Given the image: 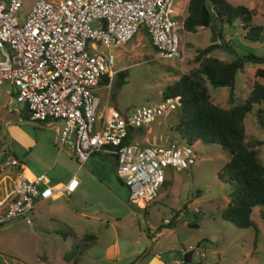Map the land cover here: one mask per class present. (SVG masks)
<instances>
[{
	"label": "rangeland",
	"instance_id": "obj_1",
	"mask_svg": "<svg viewBox=\"0 0 264 264\" xmlns=\"http://www.w3.org/2000/svg\"><path fill=\"white\" fill-rule=\"evenodd\" d=\"M182 1L178 0L179 4L173 6L178 26L186 15ZM30 4L31 0H23L17 13L21 20ZM229 4L248 6L244 1L235 0H229ZM258 8L260 14L251 11L254 17L250 24L264 29V5ZM240 25V21L235 20L230 26L220 27L211 13L210 24L205 29L187 32L181 27L178 31L181 52L175 60L154 58L144 29L139 28L124 45L111 49L114 69H127V76L125 83L118 86L114 76L109 89L102 87L95 93L100 105L127 114L135 107L156 103L167 86L197 68L192 61L195 48L221 40H226L237 56L264 58V40L260 43L245 41ZM213 56L226 61L232 58L221 52ZM256 68L264 70V63L246 64L235 74L234 104L246 98L254 80L264 86V77L254 76ZM205 86L212 103L222 108L228 106L226 87H213L207 82ZM14 91L7 83L0 85L1 122L17 114L21 119L24 117L23 105L14 101ZM257 108L262 111L264 122V105H256L243 118V128L247 137L262 140L264 128L257 123ZM156 121L144 131L154 140L152 143H160L161 139L163 143L182 144L172 129L177 123V111ZM4 131L9 139L6 156H12L33 171L42 169L45 180L49 181H55L74 167L78 186L72 195H60L48 203L36 204L29 214L31 223L17 218L0 226V264H65L62 255L73 242L66 228H72L75 242L83 235L95 236L94 241L80 243L75 264H173L182 260L184 252L194 248L188 264H264V218L259 215L260 212L264 217V207L251 212L256 232L251 228H234L220 219L230 189L224 176L228 152L219 145L199 141L192 144L194 163L186 170L166 169L165 182L157 196L145 202L144 207H138L128 200L127 191L115 176L112 161L106 155L93 153L81 164V169L73 160L67 161L70 167H65L66 155L53 141L55 128H42L27 122L8 123L4 130L0 126V143H4ZM63 146L71 149L70 143ZM1 157L0 168L7 172L8 167L3 166L4 158ZM258 157L264 166V144L259 147ZM122 202L144 215L145 230L141 229V218L133 215ZM175 213L172 228L157 229ZM193 221L196 228L187 225Z\"/></svg>",
	"mask_w": 264,
	"mask_h": 264
},
{
	"label": "built area",
	"instance_id": "obj_2",
	"mask_svg": "<svg viewBox=\"0 0 264 264\" xmlns=\"http://www.w3.org/2000/svg\"><path fill=\"white\" fill-rule=\"evenodd\" d=\"M22 2L0 0V85L15 90L14 101L23 105L30 121L57 122L58 143H70L80 164L93 153L113 154L114 174L128 200L144 207L157 196L166 169L186 170L195 156L185 143L142 145L125 139L176 111L180 97L160 98L127 114L104 107L97 116L95 90L100 84L109 89L119 71L111 49L124 45L139 28L154 58H179L182 20L178 26L175 0H31L21 20ZM3 166L14 170L15 197L0 213V226L17 218L31 223L29 214L37 202L57 190L69 195L78 186L74 177L57 190L46 185L42 174L29 179L12 156L4 157Z\"/></svg>",
	"mask_w": 264,
	"mask_h": 264
},
{
	"label": "trees",
	"instance_id": "obj_3",
	"mask_svg": "<svg viewBox=\"0 0 264 264\" xmlns=\"http://www.w3.org/2000/svg\"><path fill=\"white\" fill-rule=\"evenodd\" d=\"M210 11L220 27L225 24L230 26L233 21L239 20L245 41L260 43L264 40L263 27L250 24L252 12L242 5L232 6L225 0H188L182 29L195 32L198 29L207 28ZM215 52L226 53L232 58L228 61L220 60L213 56ZM194 53L192 61L197 64V68L181 75L173 84L167 86L162 91L161 98L180 97V106L176 110L177 123L172 127L178 134L180 142L187 145L197 141L216 144L228 152L224 176L230 192L228 202L220 212V219L234 228H251L256 232L250 213L254 207H264V166L258 157L259 147L264 144V138L257 140L247 137L243 128V118L253 106L264 105V86L254 81L246 98L238 104L233 103L232 91L235 74L246 64H263L264 58L253 55L237 56L232 47L223 40L203 48H195ZM126 76L127 69L118 71L115 75L116 85L125 83ZM254 76L264 77V70L257 68ZM205 82L213 87L228 89L227 107L222 108L212 103ZM23 110L25 112L23 119H28L24 108ZM256 119L260 128H264L262 111L259 108L256 110ZM45 123L47 121L41 122V125ZM130 137L128 134L125 142ZM2 144L0 143V147ZM4 153L0 155L1 158L6 156ZM106 156L114 164V155ZM18 163L21 165L20 161ZM176 213L166 223L160 224L157 229L172 228ZM259 214L261 215L260 212ZM261 217L264 218L262 215ZM187 225L197 227L194 221ZM66 229L69 236L73 238V242L63 253L62 260L65 264H75L80 253V243L87 240L94 241L95 236L83 235L79 242H75L72 228Z\"/></svg>",
	"mask_w": 264,
	"mask_h": 264
},
{
	"label": "crops",
	"instance_id": "obj_4",
	"mask_svg": "<svg viewBox=\"0 0 264 264\" xmlns=\"http://www.w3.org/2000/svg\"><path fill=\"white\" fill-rule=\"evenodd\" d=\"M228 4H229V0H225ZM235 1H244V2H246V4H248V6H244V5H242V6H244V7H246L248 10H250V11H252V12H258V14H260L261 13V11H260V8H258L257 9V7H261V6H263L264 5V0H235ZM256 1H258L257 2V4H256ZM187 2H188V0H183L182 2H181V6L182 5H185V7H186V5H187ZM179 3H178V0H175V4L174 5H178ZM237 5H239V4H237ZM236 6V5H235ZM186 9V8H185ZM257 10V11H256ZM211 11L209 12V15H210V19H211ZM176 15V14H175ZM212 15H213V13H212ZM177 17V16H176ZM252 17H254V15L252 14ZM251 17V18H252ZM183 20V19H182ZM209 24H210V21H209ZM240 28H241V25H240ZM241 33H242V35H243V31L241 30ZM243 37V36H242ZM225 42H226V40H224ZM229 42V41H228ZM216 43V42H215ZM244 68V67H243ZM257 69V68H256ZM255 69V70H256ZM255 72V71H254ZM256 77V76H255ZM255 81V80H254ZM253 81V82H254ZM251 85H250V88L248 89V93H249V91L251 90ZM101 88H102V85L100 84V85H98V87L96 88V90H95V93L96 92H100L101 91ZM97 95V94H96ZM99 99V98H98ZM99 102H100V100H99ZM104 107H106V105L104 106H101L100 105V103H99V106H98V108H97V111H96V114H97V116H100L101 114H102V112H103V110H104ZM20 111V110H19ZM19 111H17L16 110V112L17 113H19ZM7 112H9V109L8 110H5V113H7ZM8 119H12V120H17V121H24V120H27V119H21L20 117H19V115L17 114V117H15V118H5V119H3V123H4V126H6L8 123H10L9 121H8ZM1 122V121H0ZM19 123H24V122H19ZM38 123H40L41 124V122H38ZM31 124V123H30ZM56 124H58L57 122H51V121H47V123H45L43 126L44 127H42V128H55L56 127ZM55 130H56V133H55V136H54V139H53V141H55L56 143H57V148L58 149H60L61 151H63L64 153H65V155H66V158H65V160H64V166L65 167H70V164H68V162L67 161H69L70 163H71V161L73 160L74 162H76V165H77V168H79V169H81L82 168V166H81V164L80 163H77V161H76V159H75V157H74V159L73 158H71L70 156H69V154H68V152L65 150V149H68V148H66V147H64L63 145H60L59 143H58V133H59V131H57V128H55ZM140 131H142V130H140ZM144 131H145V129L141 132V134L139 133V131H134V132H132V134L130 135L131 137H130V139H132L133 141H136V142H138V143H140V144H142V145H145V144H147V143H152V142H154V140L153 139H150V137H148L146 134H144ZM160 141H162V142H165V141H163V140H159V142ZM24 144V143H23ZM24 146L25 147H28V144H24ZM68 150H70L71 151V149H68ZM72 152V151H71ZM104 155V154H103ZM113 165V164H112ZM21 170H22V172H23V174L25 175V177H27V178H29V179H32V178H34V177H36V176H38V175H40V174H42V175H44L43 174V170L42 169H38V170H36V171H33L32 169H31V167L30 166H28V165H24L23 163H21V168H20ZM53 169V168H52ZM48 170V169H47ZM46 170V171H47ZM13 174H14V170L13 169H11V168H8V171L6 172V171H3L2 170V168H0V213L2 212V211H4L5 210V208L7 207V205L14 199V197H15V186H14V178H13ZM44 177H45V175H44ZM72 177H74V178H76L77 179V170L74 168V167H72V168H70V171L68 172V173H65V175H63V176H59L55 181H52V180H45V183H46V185H48V186H50V187H52V188H54V189H59V188H61L62 186H64L67 182H68V180L70 179V178H72ZM78 180V179H77ZM75 192V190L72 192V193H70L69 195H72L73 193ZM69 195H66V196H69ZM58 196H60L59 194H58V190H57V192H56V194L52 197V198H50V199H47V200H45V201H40V202H37L36 204H38V203H48L50 200H53V199H55V198H57ZM35 204V205H36ZM254 208H258V207H254ZM254 208H252V210L254 209ZM252 210H251V212H252ZM258 212H259V210H258ZM260 215V214H259ZM261 216V215H260ZM262 218V217H261ZM250 219H251V213H250ZM263 219V218H262ZM252 220V219H251ZM253 222V221H252ZM255 225V224H254ZM257 230V229H256ZM169 262V261H168Z\"/></svg>",
	"mask_w": 264,
	"mask_h": 264
},
{
	"label": "water",
	"instance_id": "obj_5",
	"mask_svg": "<svg viewBox=\"0 0 264 264\" xmlns=\"http://www.w3.org/2000/svg\"><path fill=\"white\" fill-rule=\"evenodd\" d=\"M8 121L10 122V123H14V124H17V123H19V122H27V123H31V124H33V125H35V126H39V127H44L43 125H41L40 123H38V122H34V121H30L29 119H27V120H24V121H17V120H12V119H8ZM0 126H1V128L4 130V123L3 122H1L0 123ZM55 128H57V131H59V124H56V127ZM8 135H7V133L4 131V143H3V145L0 147V155L3 153V152H5V150H6V148H7V145H8ZM67 152H68V154H69V156L71 157V158H73L74 159V155H73V153L70 151V150H68V149H65ZM124 189H125V187H124ZM123 203V205L126 207V208H128L132 213H134V214H136L137 216H139L140 218H141V229L142 230H144V228H145V224H146V221H145V218H144V215L143 214H141L140 212H137V211H134V210H132V208H130L129 206H128V204L127 203H124V202H122ZM148 240V239H147ZM148 243L150 244V242H149V240H148ZM193 252V250L191 249V250H188V251H186V252H184V254H183V256H182V262L184 263V264H188V263H190V256H191V253Z\"/></svg>",
	"mask_w": 264,
	"mask_h": 264
},
{
	"label": "flooded vegetation",
	"instance_id": "obj_6",
	"mask_svg": "<svg viewBox=\"0 0 264 264\" xmlns=\"http://www.w3.org/2000/svg\"><path fill=\"white\" fill-rule=\"evenodd\" d=\"M128 206L130 207V205H128ZM130 208H132V207H130ZM132 210L139 212L138 209H134V208H132ZM131 213H132V212H131ZM132 214L135 215V216H137V215L134 214V213H132ZM194 249H195V248H194ZM194 249H192V250H194Z\"/></svg>",
	"mask_w": 264,
	"mask_h": 264
},
{
	"label": "clouds",
	"instance_id": "obj_7",
	"mask_svg": "<svg viewBox=\"0 0 264 264\" xmlns=\"http://www.w3.org/2000/svg\"><path fill=\"white\" fill-rule=\"evenodd\" d=\"M181 262H182V260H181ZM180 264H184V263L182 262V263H180Z\"/></svg>",
	"mask_w": 264,
	"mask_h": 264
}]
</instances>
